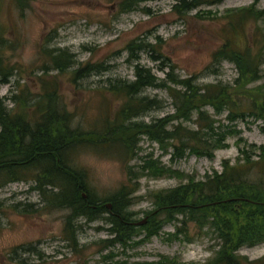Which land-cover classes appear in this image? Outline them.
<instances>
[{
    "label": "rangeland",
    "instance_id": "374dc122",
    "mask_svg": "<svg viewBox=\"0 0 264 264\" xmlns=\"http://www.w3.org/2000/svg\"><path fill=\"white\" fill-rule=\"evenodd\" d=\"M120 0H30L23 13L12 0H0V38L3 50L1 59L11 67L13 74L8 83L0 81V98L16 95L15 109L25 116L37 115V102L42 101V81L56 84L59 100L73 115L72 125L83 130L98 127L106 116L112 119L116 103L123 98L110 90V82L116 79L133 80L134 66L150 68L163 79L169 67L161 69L166 58L174 65V74L179 77L194 75L197 83L229 84L234 105L241 110H250L252 97L261 99L264 91V40L258 36L264 30L262 19L249 18L242 34L236 35L238 43L257 61H261L258 77L251 82L236 83L238 71L232 62L213 61L212 52L220 45V32L226 22L222 18L228 11L254 5L264 8V0H221L212 5H200L181 13L173 9L179 0H149L127 13H119ZM260 27V28H259ZM257 35V36H256ZM251 43L249 42V39ZM142 41L160 50V58L153 59L157 52L135 51L130 56L126 46ZM64 49L74 55V64L63 72L44 70L52 63L47 55L49 49ZM104 65L107 69L96 71L74 82L73 70L80 65ZM169 63V62H168ZM142 95L156 98L159 103L136 121L151 122L175 108L164 88L147 87ZM257 99V103L260 100ZM8 108L16 107L6 102ZM213 114L211 107H206ZM227 111L215 115L220 129H229L227 146L216 149L213 157L188 154L171 160L170 149L162 150L158 143L142 136L139 150L130 165L133 173L147 156L158 159L165 172L151 176L147 170L139 177V188L130 207L133 220L145 218V211L153 209L152 195L157 191L174 187L187 180V176L202 178L213 170L220 171L224 160L235 162L240 149L246 145H264V129L261 119L246 113L233 121L226 119ZM191 127L194 123L185 122ZM79 168L87 173L89 185L97 196L105 197L117 190L125 180L122 161L111 155L97 152L92 146L81 147L75 155ZM173 171H167V169ZM108 203V202H107ZM66 209H48L39 193L30 182L14 181L0 188V264H109L102 257L109 249L99 252L97 243L108 237L103 213L95 221L78 218L77 238L74 249L68 241L65 229ZM178 224V223H177ZM176 230V223L164 224L157 235L143 239L140 233L133 237L134 244L123 248L116 245L112 251L116 259L140 263H159L162 257L177 261V264H205L217 247V240L204 235L190 223L186 233L168 237ZM238 253L249 259L264 255V242L251 247H241ZM165 264V263H162Z\"/></svg>",
    "mask_w": 264,
    "mask_h": 264
},
{
    "label": "trees",
    "instance_id": "16d2710c",
    "mask_svg": "<svg viewBox=\"0 0 264 264\" xmlns=\"http://www.w3.org/2000/svg\"><path fill=\"white\" fill-rule=\"evenodd\" d=\"M30 0H12L21 13L28 8ZM149 0H120L119 13H127ZM221 0H179L173 6L181 13L200 5H212ZM222 18L226 20L220 32V45L212 52L213 61L232 62L241 80L251 82L258 77L261 61H257L245 48L246 43H238L236 35H241L249 18L262 19L264 8L254 5L228 11ZM260 28V27H259ZM258 36L264 40V30ZM256 35V36H257ZM251 43L250 38L248 39ZM126 49L130 56L136 51L146 49L157 52L153 59L161 56L154 45L142 41L130 42ZM3 50L0 38V52ZM52 63L44 65L47 72L51 69L65 71L74 64V55L64 49H49L46 52ZM264 55V53H263ZM162 61L161 69L169 70L163 79H158L150 68L138 64L134 66L133 80L116 79L110 82V90L123 100L116 103L114 116H106L98 127L83 130L72 125L73 115L59 100L56 84L42 81V99L37 102V115L25 116L15 111L18 104L16 95L0 98V188L10 182H30L48 209H66L65 229L68 241L74 249L79 245L77 238L78 218L87 222L103 218L108 224V237L98 241L99 252L109 249L102 255L109 264H154L130 262L116 259L112 249L116 245L123 248L134 244L133 237L143 234V239L157 235L166 223H176V230L168 237L186 233L187 226L193 223L204 235L217 240L214 255L205 264H264V255L249 259L238 253L241 247H251L264 242V145L249 144L240 149L235 162L224 160L220 171L213 170L202 178L187 176V180L174 187L157 191L152 195L153 209L145 211V222L138 225L133 220L130 207L139 188V177L145 170L151 176L165 172L158 159L147 156L139 166L140 173H133L130 161L139 150L142 136L159 144L165 152L170 149L171 160L188 154L213 157L216 149L227 146L229 129L216 125L215 115L226 110V119L235 120L246 113L254 115L263 122L264 129V91L261 99L252 97L250 110H239L231 99L230 85L217 83H197L194 75L179 77L174 74V65ZM169 62V63H168ZM107 69L104 65L77 66L72 80L88 77L96 71ZM13 74L0 56V81L8 83ZM164 88L175 108L151 122L136 121V118L156 108L159 101L141 92L147 87ZM257 99L260 100L257 103ZM7 101L16 107L8 108ZM206 107L213 109L209 113ZM185 122L194 123L191 127ZM93 147L97 152L111 155L122 161L125 180L120 187L105 197L97 196L89 185L87 173L79 168L75 155L81 147ZM167 171H173L167 169ZM110 203V208L107 207ZM178 223V224H177ZM177 264L168 257L155 264Z\"/></svg>",
    "mask_w": 264,
    "mask_h": 264
},
{
    "label": "water",
    "instance_id": "95a60500",
    "mask_svg": "<svg viewBox=\"0 0 264 264\" xmlns=\"http://www.w3.org/2000/svg\"><path fill=\"white\" fill-rule=\"evenodd\" d=\"M107 207L110 208V203H107ZM145 220H146V219L144 218V219H142L141 221L136 222V223H137L138 225H140V224L144 223Z\"/></svg>",
    "mask_w": 264,
    "mask_h": 264
}]
</instances>
